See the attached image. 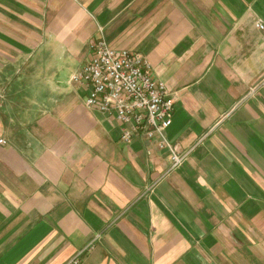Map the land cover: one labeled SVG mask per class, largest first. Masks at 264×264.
I'll use <instances>...</instances> for the list:
<instances>
[{
    "label": "crops",
    "instance_id": "0c3cea01",
    "mask_svg": "<svg viewBox=\"0 0 264 264\" xmlns=\"http://www.w3.org/2000/svg\"><path fill=\"white\" fill-rule=\"evenodd\" d=\"M264 0H0V264H264ZM174 97L156 139L84 105L91 42Z\"/></svg>",
    "mask_w": 264,
    "mask_h": 264
},
{
    "label": "built area",
    "instance_id": "2783aa9c",
    "mask_svg": "<svg viewBox=\"0 0 264 264\" xmlns=\"http://www.w3.org/2000/svg\"><path fill=\"white\" fill-rule=\"evenodd\" d=\"M255 25L264 29L261 20ZM90 45L92 58L70 78L87 91L84 105L118 119L123 125L121 139L125 142L134 135L156 139L158 147L168 149L170 167L179 166L184 154L168 141L164 132L172 122L174 97L165 83L150 72L148 59L137 51L113 48L102 37ZM78 262L77 255L65 264Z\"/></svg>",
    "mask_w": 264,
    "mask_h": 264
}]
</instances>
